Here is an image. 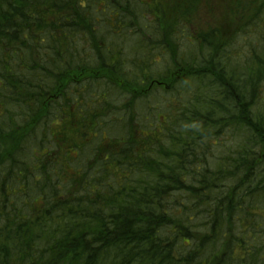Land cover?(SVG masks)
Segmentation results:
<instances>
[{"label":"trees","instance_id":"16d2710c","mask_svg":"<svg viewBox=\"0 0 264 264\" xmlns=\"http://www.w3.org/2000/svg\"><path fill=\"white\" fill-rule=\"evenodd\" d=\"M168 1L0 0V264H264V0Z\"/></svg>","mask_w":264,"mask_h":264},{"label":"rangeland","instance_id":"374dc122","mask_svg":"<svg viewBox=\"0 0 264 264\" xmlns=\"http://www.w3.org/2000/svg\"><path fill=\"white\" fill-rule=\"evenodd\" d=\"M164 2L169 3L168 0H164ZM224 2L225 0H198L196 5L192 6L193 9H197L195 16H199L200 19H203L201 25H203L204 30L208 29V25H221L223 23L230 25L233 22V20L231 21L226 17L223 19L222 12L225 16L224 9L222 7ZM225 28V31H228V28Z\"/></svg>","mask_w":264,"mask_h":264}]
</instances>
